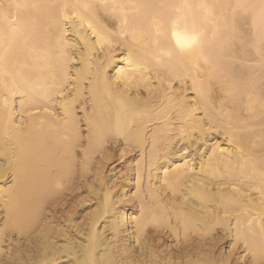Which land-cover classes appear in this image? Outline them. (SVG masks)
<instances>
[{"label":"bare ground","instance_id":"6f19581e","mask_svg":"<svg viewBox=\"0 0 264 264\" xmlns=\"http://www.w3.org/2000/svg\"><path fill=\"white\" fill-rule=\"evenodd\" d=\"M204 2L203 56L160 65L147 24L112 35L119 10L80 7L99 0H3L18 31L0 23V264H83L115 246L139 264H206L225 245L229 264H264L260 0Z\"/></svg>","mask_w":264,"mask_h":264},{"label":"snow or ice","instance_id":"6c2138e0","mask_svg":"<svg viewBox=\"0 0 264 264\" xmlns=\"http://www.w3.org/2000/svg\"><path fill=\"white\" fill-rule=\"evenodd\" d=\"M20 8L21 5H9V7ZM33 7H37L33 5ZM51 7H60V5L53 4ZM64 9H67L69 5H62ZM84 9H92L93 13H99L101 11L105 14H109V9H111V14H115L119 10L120 15L116 17L120 21L121 30L119 33L112 32V35H128L129 30H131V35L136 37L137 29L141 28L143 25L147 24L150 29L149 32H140V37H148L151 42L156 46L158 50L157 63L160 65L165 64V57L171 59L176 57L179 59L191 58V57H202L203 47L205 43V37L207 35V29L204 27V20L198 14L197 10H201L204 13H210L211 7L209 4L201 0L198 4L190 3L189 0H182V3H136L134 0H129L126 4H109L108 0H99L98 4L85 3L80 5ZM238 8H256V5L250 4H238ZM259 10L261 18L264 19V0H260ZM3 0H0V23L7 25L8 32L15 34L18 29L16 27L15 19L5 15ZM166 10V11H162ZM63 20L72 22L75 26L76 19L75 13L69 15L67 11L63 14ZM97 22L99 23V17L97 16ZM85 26V21L80 18V27ZM88 29L91 30V35L96 37V42L101 44L103 49L105 46L112 48L113 42L107 36L103 35L102 32L97 31L96 27L93 26L91 22L87 23ZM99 27L105 31H110L106 28L104 24H99ZM3 57L0 56V60ZM132 54L128 53L127 63L131 64ZM205 62H207L205 58ZM12 95H16L15 91L11 92ZM47 111V108L44 109ZM187 147V145H186ZM116 201L113 199L109 201L107 198L105 200V207L103 211L112 212L115 207ZM126 222L121 217L120 211L117 210L113 212L112 215L105 220V224L111 228V233L113 238L117 232L122 231V226ZM107 235V233H106ZM91 239V238H90ZM239 239V237H237ZM236 245L232 244L231 247L234 248ZM91 247V245L87 246ZM247 247V244H245ZM231 251L228 245H225V255L220 256L218 259H212L206 262V264H229L227 259V253ZM246 255V253H240L235 264H239V259ZM67 264H81L79 260L75 262L71 259L68 260ZM83 264H139L138 261L132 260L127 261L122 258L120 253V246H115L113 252H105L102 256L97 253L96 258L88 261L85 260ZM197 264H204V262H197ZM247 264V261H245Z\"/></svg>","mask_w":264,"mask_h":264}]
</instances>
